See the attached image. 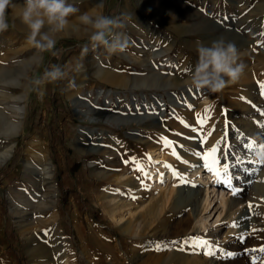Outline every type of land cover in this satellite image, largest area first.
<instances>
[{"label": "rangeland", "instance_id": "obj_1", "mask_svg": "<svg viewBox=\"0 0 264 264\" xmlns=\"http://www.w3.org/2000/svg\"><path fill=\"white\" fill-rule=\"evenodd\" d=\"M245 1L101 0L99 4V0H69L79 9L69 17L72 28L85 30L77 19L83 13L103 14L120 22L121 27L115 28L109 39L126 38L128 46L111 55L103 46L92 48L91 29L79 36L72 32L55 34V48L38 52L27 41L29 30L15 25L22 21L21 12L7 14L10 28L0 34V48L19 51L13 61L15 69L29 59H39L29 69L28 84L16 90V94L29 92L24 130L15 138L12 155L0 167V250L6 251L0 264H7V260L14 264H185L190 258V264H253L254 259L255 264H264V253L250 251L264 247V164L252 159L254 150L264 146V0H260L259 20L243 22L249 27L259 26L260 37L253 42L256 48H245L250 44L248 38L245 47H237L240 62L245 65L241 79L229 83L220 93L188 83L198 63V48L211 46L228 30L229 22L217 17L238 9L243 12ZM123 5H127L124 12ZM205 15L213 18L211 35L207 32L206 37L203 29L193 28H203ZM233 37L223 38L230 41ZM4 55L2 52L0 57ZM78 63L83 65L79 73L74 70ZM53 65L61 67L64 78L50 81L45 77ZM97 65L114 73L128 72L131 77L158 71L161 79L112 84L94 72ZM99 89L106 92L99 95ZM84 101L92 103L94 109L80 118L78 108H84ZM162 102L165 110L161 116L156 113ZM110 114L121 121L110 120ZM197 115L207 117L204 132H193L181 123L183 120L199 129ZM127 118L132 121L127 123ZM39 131L44 135L45 156L53 169L51 186L43 188L32 182V175L25 174V160L35 161V157L25 154L24 145ZM208 131L212 135L202 142L200 137ZM161 136L177 142L176 151L189 163L177 160L172 150L164 147ZM221 138L218 176L204 166L202 156ZM253 141L255 146L247 148ZM9 144V139L0 134V153ZM165 163L181 175L173 174L167 180L169 168ZM224 163L230 166L226 175ZM200 164L201 172H193ZM138 165L149 175L143 176ZM207 171L211 177L200 179ZM226 176L231 177V186L223 182ZM152 180L160 185L155 188ZM214 180L225 185L229 199L238 198L242 203L226 209L212 228L199 231L197 218L209 214L216 202L210 191V206L204 208L206 184L210 186ZM168 184H173L175 191L164 211L156 210L152 195L159 198L161 188ZM41 199L43 205L38 204ZM115 202L121 209L113 214L110 210ZM127 202L137 214L142 206L153 202L155 211L147 221L156 222L152 228L149 225L137 233H127V222L134 213L128 210ZM248 207L254 214L253 221L260 225L232 234L239 227L237 215ZM214 213L216 217L218 211ZM214 228L220 238L210 233ZM27 232L33 235L28 240L24 236ZM224 234L227 240L222 241ZM190 237L209 241V247L215 245L214 255H207L209 249L199 242L185 243ZM9 253L11 258L6 257ZM168 253L178 255L169 257Z\"/></svg>", "mask_w": 264, "mask_h": 264}, {"label": "bare ground", "instance_id": "obj_2", "mask_svg": "<svg viewBox=\"0 0 264 264\" xmlns=\"http://www.w3.org/2000/svg\"><path fill=\"white\" fill-rule=\"evenodd\" d=\"M14 3L16 5V7L13 9L9 8L8 13L13 15V16L14 15L16 16L17 13H19V12L22 13L24 2L21 0H14ZM98 3L100 4L101 0H99ZM126 9H127V5H125V6L123 5V7L121 8V11L124 12ZM181 9H182V7H181ZM174 10H176V12L178 11V13L184 12V11L182 12L181 10H177V9H174ZM203 21H204L203 26H202L203 28H201L200 25H197V26L193 27L194 31L203 29L204 32L206 31L209 33V31L212 30L209 27L212 25L211 20L209 21L208 19H203ZM15 25L21 26V28H23V29L24 28L28 29V27L22 21H16ZM258 27L259 26H257V28ZM68 32H72V33L76 34L77 36L88 33L84 29L81 30V28L79 29L77 27L72 28V26L70 27V25H69L68 28H66L64 31L60 32V35H62V33H68ZM230 33L234 36L230 41L235 43L237 47H245L247 42H249L246 40L245 36H241L240 34L236 33L235 30H227L225 32V35H223L221 37L226 38L228 36H231ZM56 36H57V34H56ZM216 39H217V37H216ZM13 50H14L13 48H11V49L0 48V54L2 52L5 53V55H4L5 57H3V58L0 57V134L3 136H6L9 139V143H10L9 147L0 153V154H4V155H7L9 152L12 155L13 150H14V146H15V142H16L15 138L18 137L24 130V120H25V116H26V105H27L28 98H29V95H28L29 92L27 90L26 91L24 90V91H20L19 93L16 94V90H21V89L25 88V86L28 84V78H29V74H30L29 69L34 67V65L36 64V60L38 61V59H39V57L29 59V60L25 61L24 63L22 62L23 63L22 66H19V68L17 67L18 69H15L16 65L13 66L14 65L13 61L15 60V57H18L17 55L19 54L18 53L19 51L16 52ZM94 70H95L94 72L98 75V77L100 79H102L108 83H112V84H117V83L126 84L128 82L144 84V83H147L149 81L157 82L158 79H161L159 77L160 72H158V71L152 72L150 75L138 73L136 75H133V77H131V76H129L128 72L126 75V74L121 73L119 71L115 72V73L113 71H106V70H104V67L102 65H97V67ZM163 82H164V80H163ZM104 92H106V91H104L103 89H99V95L101 93H104ZM106 94H109V92ZM108 102H110V98H107V103ZM82 104L84 105V108H78L79 109L78 111L80 113V115H79L80 118L87 117L88 116V110L94 109L93 104L90 103L89 101H84V103H82ZM160 105H161L160 106L161 110H160V112H157L156 114H159L162 116L164 114L165 104H164V102H162V103H160ZM108 118L110 120H114V121H118V120L121 121V118H118V117L113 116L111 114L108 115ZM163 118H164V116H163ZM123 121H125V120H123ZM129 121H132V118H127V123ZM127 125H129V124H127ZM163 129H164L165 133H168V132H166L165 128H163ZM24 152L28 156L32 155L33 157H35V161H31L29 159L25 160L26 161L25 174L26 175H32V178H33L32 182L36 186H39L42 188H43V186H51L52 177H53V169H52L51 161H49V159H47V157L45 156L44 135H43L42 131L35 133L33 135V137L26 140V144L24 145ZM6 161H3L2 159H0V167ZM36 162H38V163H36ZM39 163H41V164L39 165ZM208 170H210V168ZM198 171L201 172V164L199 166H197L196 168H194V170H193V172H198ZM167 172H168L167 180L174 177L172 169H169ZM207 173L208 174H206L204 177L202 175H200V179L203 178V180H206L207 178H210L211 175L209 174V171H207ZM130 180H132V178H129L128 181H130ZM154 180H157V178ZM154 180H152V184L156 188L160 185V183H154ZM208 181L209 180H207V182ZM232 188L233 187H231V189ZM161 191H162L161 192L162 195L159 198L157 196H155L154 194L152 195V197L153 198L155 197L153 200L156 201L155 202L156 207H157L156 210L160 209V210L164 211V208H165L164 206L167 204L169 197L175 191V188H174L173 184L172 185L168 184V186L166 188H164L163 190L161 188ZM210 191H212L214 193V198L216 199V202L214 203L213 207H211L212 209L210 210L211 212H209V214L203 213L197 218L196 224H197V228L199 231L212 228L213 225L217 224L218 221H220V218L226 209L231 210V209L237 207L240 203H242V200L238 199V198H230L229 199L226 195L228 193V191L225 190V185H223V183H221L218 180H216V181L214 180V181H212V184L210 186H208V183L206 184L205 194H204V199H203L204 208H208L210 206V203H211V198H210V193H209ZM151 203H153V202H151ZM151 203L142 206L141 211L138 208L140 213L137 214L136 212H134L132 210L133 208L131 207V202H127V205L130 206L129 207L130 209H128V210H131L134 212L133 214L130 215V223L127 222V233H131V232L137 233V232L141 231L142 228H147V227H149V225L151 226V225H154L156 223V222L154 223V221L147 222L149 220L151 221V218H152V216L148 217V215L155 211V208L151 207V205H152ZM26 204H25V206H26ZM38 204L43 205L44 200L41 199ZM112 204H113L112 205L113 208L110 211L113 214L115 212H118L121 209L120 207H118L119 203L117 204L115 202ZM39 208H41V207H39ZM41 210H42V208H41ZM215 211H218L216 217H214ZM135 213L137 215H135ZM252 216H254V214L252 215L250 207L241 210L239 212V214L237 215V221H238L239 227L236 229H233V231L231 233L237 235V234L243 233L244 231L251 230L252 228H254L256 226L258 227V225H260V222L255 223L256 221L255 222L253 221ZM114 218H115V216H114ZM256 218H255V220H256ZM119 219L121 221V217ZM122 219L124 220V218H122ZM127 221H129V220H127ZM122 227H124V226H122ZM124 228H126V227H124ZM151 228H152V226H151ZM217 230H218L217 228H214V230L210 231V233L215 238H217V237L220 238V235H219ZM24 236H25L26 240L33 237L31 232L30 233L29 232L24 233ZM226 237H227V234L222 235L221 236L222 241L227 240ZM107 247L109 248L110 245H107ZM168 254H169L168 255L169 257L171 255L174 257L178 255V253H168ZM192 262H193V259L190 258L189 261L188 260L185 261V264H190ZM159 263H161V261ZM88 264H90V263L88 262Z\"/></svg>", "mask_w": 264, "mask_h": 264}, {"label": "clouds", "instance_id": "obj_3", "mask_svg": "<svg viewBox=\"0 0 264 264\" xmlns=\"http://www.w3.org/2000/svg\"><path fill=\"white\" fill-rule=\"evenodd\" d=\"M14 0H0V34L10 28L8 22V9L15 8ZM79 9L69 0H24L20 18L28 27L27 41L38 52L51 51L55 48V34L64 31L70 25L69 17L77 13ZM85 31L91 29L90 42L93 49L103 46L109 55L123 52L127 46V39L115 37V28L121 27L120 22L103 14H81L78 18ZM87 51V48H85ZM198 63L190 75L191 86L195 88H207L211 93L222 92L229 83L238 82L244 74L245 65L240 62L241 53L235 43L221 37L212 42L211 46L198 48ZM83 65L78 63L75 71L79 73ZM66 73L59 65H53L45 72V77L50 81L64 78ZM11 153L0 154V159L6 161ZM252 159L264 164V146L254 150Z\"/></svg>", "mask_w": 264, "mask_h": 264}, {"label": "snow or ice", "instance_id": "obj_4", "mask_svg": "<svg viewBox=\"0 0 264 264\" xmlns=\"http://www.w3.org/2000/svg\"><path fill=\"white\" fill-rule=\"evenodd\" d=\"M261 94L264 95V84L261 85ZM188 107H192V105H188ZM208 109H205V112H207ZM197 120V124L200 126L199 129L195 126L192 125H188L185 121L181 120V123L184 124L185 127H191L193 132H204L203 129V125H205L207 123V117L206 116H201V115H197L196 117ZM262 127H264V124H261ZM177 135H180L179 133H177ZM212 135L211 131H208L204 136L200 137V139L202 140V142H206L207 138L209 136ZM189 139H192V137H189ZM160 141L163 143L164 147L166 148H170L172 150V155L175 156L177 158V160L181 161L182 163L188 164L189 162L186 160H183V158L180 156V154L176 151V143L175 141L169 140L168 137L166 136H161L160 137ZM221 143H223V138H221L220 140L217 141V143L215 145H213L210 149L208 153H205L202 156V159L205 161L204 166L205 167H211L213 169V171H215L217 173L218 176H221V172L218 171V168L221 164V159L222 157L219 155L220 153V145ZM255 146V142L253 141L252 143L247 144V148L251 149L252 147ZM180 148H183V145H179ZM197 156H201V152H197L196 153ZM209 157H211V160L209 159ZM147 159L151 160L150 155L147 156ZM133 160H136L135 157H133ZM166 168L172 169L173 174L176 175L177 177H179L181 175V173L175 169L173 167V165L171 164H167L165 163L164 165ZM139 171L142 173L143 176H147L149 175L148 172L144 171V167L141 165H138ZM229 164L224 163L223 164V173L226 175L229 172ZM224 183H227L229 186H231L232 184V179L230 176H226V178L223 180ZM251 207V205H250ZM233 226H236L235 224ZM189 242H199V246L208 248L209 250L206 252L207 255H214V252L212 250L213 247H215V245H212V247H209L210 242L207 240H201V238L199 237H190V238H186L185 239V243H189ZM250 251L252 252H256V251H260L262 253H264V247H261L260 249H251ZM228 256H232L234 255L233 253H227ZM253 264H255V259L253 260Z\"/></svg>", "mask_w": 264, "mask_h": 264}, {"label": "crops", "instance_id": "obj_5", "mask_svg": "<svg viewBox=\"0 0 264 264\" xmlns=\"http://www.w3.org/2000/svg\"><path fill=\"white\" fill-rule=\"evenodd\" d=\"M237 4V2H236ZM247 4V5H245ZM259 6H260V0H246L245 3L242 5V10L244 9L243 12H241V9H238L237 12L233 13H227L225 16L220 15L217 17L219 20L227 21L228 23V30H235L236 33L240 34L241 36H245L246 38L250 39V44L248 48H256V46L253 44L255 43V40H259L260 37V32L257 30V28L254 25H245L243 22H248V21H254V20H259L260 16V11H259ZM211 16L206 17L205 19L211 20ZM213 19V18H212ZM235 22H242L241 24L235 23ZM237 26V27H236ZM247 28V29H245ZM250 28V29H249ZM205 34L207 35V32L205 31ZM211 35V31L209 32ZM205 35V37H206ZM251 45V46H250ZM247 48V47H245ZM6 251L3 249L0 250V257L5 256ZM6 257L11 258V254H7ZM7 264H14L13 261L7 260Z\"/></svg>", "mask_w": 264, "mask_h": 264}]
</instances>
